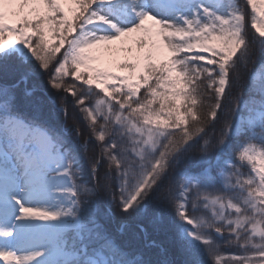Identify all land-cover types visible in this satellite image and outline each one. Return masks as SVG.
Returning a JSON list of instances; mask_svg holds the SVG:
<instances>
[{"label":"snow or ice","instance_id":"snow-or-ice-1","mask_svg":"<svg viewBox=\"0 0 264 264\" xmlns=\"http://www.w3.org/2000/svg\"><path fill=\"white\" fill-rule=\"evenodd\" d=\"M0 264H264V0H0Z\"/></svg>","mask_w":264,"mask_h":264},{"label":"trees","instance_id":"trees-1","mask_svg":"<svg viewBox=\"0 0 264 264\" xmlns=\"http://www.w3.org/2000/svg\"><path fill=\"white\" fill-rule=\"evenodd\" d=\"M70 111H72L71 107H70ZM68 123L71 124V123H72V120H69ZM82 139H83V137H82ZM93 147H95V146L93 145ZM120 222H121V218L119 217V214H117V218H116L115 221L112 222V224L110 225V226H111V229H112L113 231H116V229L119 227ZM157 238L159 239L160 237H157ZM122 239H123V240H126V241H129V242H131L132 244H135V243H136V241H135V240L133 239V237H132L131 232H128L126 235H124V236L122 237ZM227 250H228V251H235V249H227ZM173 259H176V260L178 261V260L180 259V257H179V255L177 254V255H174V256H173Z\"/></svg>","mask_w":264,"mask_h":264}]
</instances>
